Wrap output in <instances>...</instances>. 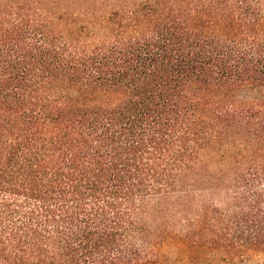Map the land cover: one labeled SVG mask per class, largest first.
<instances>
[{
  "label": "trees",
  "instance_id": "1",
  "mask_svg": "<svg viewBox=\"0 0 264 264\" xmlns=\"http://www.w3.org/2000/svg\"><path fill=\"white\" fill-rule=\"evenodd\" d=\"M245 250L264 251V0H0V264Z\"/></svg>",
  "mask_w": 264,
  "mask_h": 264
},
{
  "label": "rangeland",
  "instance_id": "2",
  "mask_svg": "<svg viewBox=\"0 0 264 264\" xmlns=\"http://www.w3.org/2000/svg\"><path fill=\"white\" fill-rule=\"evenodd\" d=\"M248 95L255 96L257 95L255 92L249 94L247 91L239 92L237 95V99L241 97L248 98ZM73 96L82 98V100H86V102H94V103H116L121 99V94L119 93H100V92H91V91H82L81 93L75 90L73 92ZM162 254L172 260L173 254V247L165 246L162 247L161 250ZM230 264H264V251H255V250H245L241 252L239 255L232 258V260H228Z\"/></svg>",
  "mask_w": 264,
  "mask_h": 264
}]
</instances>
